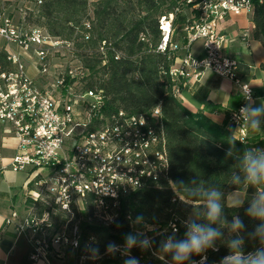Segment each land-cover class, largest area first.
I'll return each instance as SVG.
<instances>
[{"label":"built area","instance_id":"obj_1","mask_svg":"<svg viewBox=\"0 0 264 264\" xmlns=\"http://www.w3.org/2000/svg\"><path fill=\"white\" fill-rule=\"evenodd\" d=\"M14 14L0 15V41L6 47L9 71H0V125L16 140L18 154L8 165L14 172H28L26 212L13 211L7 225L19 235L28 237L33 246L31 260L51 264L55 255L64 260V249L76 250L81 235L78 226L91 201L94 217L105 225L116 221L122 202L133 193L157 180L168 168L166 140L158 130L160 110L150 115H136L108 107L103 90L87 87L91 72L77 57L76 45L52 36L44 28L30 24L27 17L43 4V0H13ZM97 0H90V4ZM255 2L264 0H186L194 12L183 32L182 42H173L174 15L160 19L162 42L158 51L170 50L176 56L165 75L178 84L199 81L212 73L237 85L242 103L230 114L235 138L246 143L250 129L241 123L239 109L251 100L253 88L243 82L239 61L226 54L230 37L219 32V24L230 16L254 11ZM90 29V23L86 24ZM248 43L249 34H242ZM201 42L204 56L196 57L194 44ZM119 60L122 54L112 44L99 47L103 65L107 52ZM29 65L38 72V79L27 73ZM243 88V92H242ZM35 203L52 207L40 212ZM66 215L64 227L58 228L55 216ZM73 231L69 225L75 220ZM178 233L177 220L169 225ZM59 229V230H57ZM203 257L195 264H205ZM63 264V263H62Z\"/></svg>","mask_w":264,"mask_h":264},{"label":"trees","instance_id":"obj_2","mask_svg":"<svg viewBox=\"0 0 264 264\" xmlns=\"http://www.w3.org/2000/svg\"><path fill=\"white\" fill-rule=\"evenodd\" d=\"M191 9L186 0H43L27 20L30 24L44 28L52 36L73 41L76 55L90 69L91 76L87 87L103 90L108 97V107L112 110H124L136 115H150L155 109L160 110L158 130L164 134L168 168L146 187L126 198L116 221L105 225L94 217L91 201L86 202L85 220L78 226L81 239L76 250L65 249L63 264H124L128 256L138 259L139 264H173L171 254L161 258L160 242L173 234L169 225L177 220L178 239L185 232L184 221L190 214L195 216L202 211L203 202L194 199L189 192L197 186H217L225 193L224 213L231 221L239 216L252 231L258 221L246 216L248 200L255 189L246 185H233L231 174L238 170L241 154L248 148H264V137L250 132L246 143L238 141L227 123L219 125L202 112H190L177 98L174 83L165 72L173 65L175 54L170 50L158 51L162 42L160 19L174 15L176 19L184 9ZM90 23V29L86 24ZM189 23L185 20L182 36L173 35V42H182L184 28ZM254 38L264 47V3L255 2L253 11ZM112 44L122 54L115 60L113 52H107V64L103 65L99 47L103 42ZM11 65L5 51H0V71H9ZM239 72L244 76L249 68L239 60ZM179 86V84H178ZM242 103L241 95L225 109L220 105L208 104L207 109L225 112L229 121L230 114ZM252 131V130H251ZM231 150L232 155L226 153ZM195 179L196 185L191 184ZM183 182V183H181ZM244 192V203L239 208L228 205L231 193ZM32 205L31 201H28ZM40 212L52 207L35 203ZM137 216L143 221L137 223ZM70 223L73 231L75 221ZM58 228L64 227L66 215L58 213ZM204 222V221H201ZM217 225H214V227ZM217 241L215 247L200 255H193L185 264L198 262L203 257L205 264H220L229 255L226 239ZM142 233L147 236L152 246L147 249L124 248L126 234ZM112 242L120 246L115 253L107 251ZM257 241L245 237V251L258 247ZM98 250V252L96 251Z\"/></svg>","mask_w":264,"mask_h":264},{"label":"crops","instance_id":"obj_3","mask_svg":"<svg viewBox=\"0 0 264 264\" xmlns=\"http://www.w3.org/2000/svg\"><path fill=\"white\" fill-rule=\"evenodd\" d=\"M16 12L17 6L13 0H0V15ZM218 29L221 34L230 37L226 54L242 61L249 68V73L241 75V78L253 88L255 97L252 101L258 106L264 102V47L254 38L253 12L230 16L219 24ZM244 32L249 34L248 43L243 40ZM0 45L6 47L2 41ZM244 50L247 51L246 54L243 53ZM192 51L196 57L204 56L201 42L194 44ZM27 73L34 79L39 78L33 65L28 66ZM179 87L180 92L176 96L190 112H202L215 123L219 125L227 123V127L232 129L225 112L208 110L207 107L208 104H216L228 109L236 101L237 96L241 95L237 85L212 73H206L201 80L182 82ZM7 128L8 126L0 125V156L4 158V165H8L10 159L18 154L16 140L7 133ZM251 132L264 137V122L259 131ZM29 183L28 172H14L10 167L2 169L0 164V264H46L43 260H31L33 246L28 237L19 235L14 226L6 224L13 211L16 210L21 215V212L25 214L29 205L28 202L26 203ZM237 193L242 195L240 200H244V192L231 193L227 199L229 206L232 205L231 198ZM50 261L51 264L61 262H52L51 259Z\"/></svg>","mask_w":264,"mask_h":264},{"label":"clouds","instance_id":"obj_4","mask_svg":"<svg viewBox=\"0 0 264 264\" xmlns=\"http://www.w3.org/2000/svg\"><path fill=\"white\" fill-rule=\"evenodd\" d=\"M244 96L248 103L239 109L238 117L245 128L259 131L264 122V102L257 106L251 100L248 89ZM226 155L231 156V150ZM230 179L233 185H246L248 188L255 189L245 210L250 220L258 221L252 231L247 230L239 216L234 215L231 221L226 218L225 193L219 187L197 186L189 192V195L203 202L202 211L183 222L186 229L183 238L176 237V229L173 227V234L160 242L161 258L171 254L173 264H185L193 255L205 253L208 249L214 248L217 241L224 240L225 233L222 229H227L229 238L225 243L230 254L225 256L220 264H264V148L252 147L243 151L238 161V170L232 172ZM191 184L196 185L197 181L193 179ZM243 203L244 200L237 198L231 207L239 208ZM136 221L137 223L143 221V217L137 216ZM214 225L217 226L214 227ZM142 235V233L126 234L124 248H150L151 239L147 236L141 239ZM245 237L248 240L257 241L259 246L251 251H245ZM118 250L120 246L115 243L110 242L107 245L109 253H115ZM124 264H139V261L129 255ZM192 264L195 262L193 261Z\"/></svg>","mask_w":264,"mask_h":264},{"label":"rangeland","instance_id":"obj_5","mask_svg":"<svg viewBox=\"0 0 264 264\" xmlns=\"http://www.w3.org/2000/svg\"><path fill=\"white\" fill-rule=\"evenodd\" d=\"M11 4H13V3H11ZM193 17H194V12H193V10H192V9H186V8H184V9L180 12L179 16H178L177 19H176V25H175L174 28H173V30H174V34H175V35H178V36H182V35H183V33H182V28L184 27L185 20H186V19L192 20ZM243 53L246 54L247 51L244 50ZM31 74H33V71L31 72ZM241 197H242V195H241L240 193L234 194L233 197L231 198L230 202L233 204V203L236 201L237 198L240 199ZM21 213H22V215L24 214L23 212H21ZM190 216H195V215H194V214H190L189 217H190ZM84 220H85V217L82 216L81 221H84ZM56 221H57V222H60V221H61V218L56 219ZM57 230H59V229H57ZM64 250H65V249H64ZM62 255L66 258L64 252L62 253ZM65 258H64V259H65ZM51 260H52V262H58V263H59V261H60L55 255L51 256ZM62 263H63V262H62ZM60 264H61V262H60Z\"/></svg>","mask_w":264,"mask_h":264}]
</instances>
